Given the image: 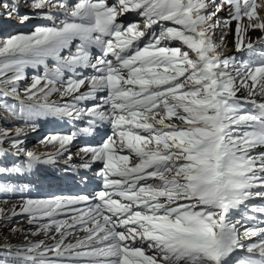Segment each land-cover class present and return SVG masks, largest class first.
Wrapping results in <instances>:
<instances>
[{
	"label": "snow or ice",
	"instance_id": "obj_1",
	"mask_svg": "<svg viewBox=\"0 0 264 264\" xmlns=\"http://www.w3.org/2000/svg\"><path fill=\"white\" fill-rule=\"evenodd\" d=\"M26 2L0 0L9 19L46 21L0 39V119L27 125L0 128V234L24 233L0 264H264V0ZM221 23L234 55L217 50ZM41 119L84 126L28 151ZM63 155L64 175L46 174ZM97 163L91 195H31L69 170L87 185Z\"/></svg>",
	"mask_w": 264,
	"mask_h": 264
},
{
	"label": "bare ground",
	"instance_id": "obj_2",
	"mask_svg": "<svg viewBox=\"0 0 264 264\" xmlns=\"http://www.w3.org/2000/svg\"><path fill=\"white\" fill-rule=\"evenodd\" d=\"M24 2H26V0H23ZM20 2H21V0H20ZM19 2V3H20ZM27 4H28V2H27ZM21 5V4H20ZM28 6H29V4H28ZM22 8L20 7V10H21ZM222 14H224L222 17H226V15H227V13L226 12H221ZM23 15V14H22ZM13 16H15V15H13ZM6 18V17H5ZM224 19V18H223ZM222 20V19H221ZM6 21V20H5ZM11 21V20H10ZM13 21V20H12ZM9 23V22H8ZM15 25V24H14ZM6 27V28H5ZM12 27H15L16 29H17V25H15V26H13V25H11V24H8V25H6V26H4V27H2V30H1V32L3 33V34H1L0 35V39H2V38H4V37H6V36H9V35H11L10 33H11V29H12ZM220 27V26H219ZM219 27L217 28V34L215 35V37L217 38V36H219L220 35V33H221V37L219 38V39H216L218 42H220L218 45H217V47H218V50L220 49V48H223V47H226L225 45H227V42H226V40H225V38H224V36L222 35V32H220V30H218L219 29ZM235 27V25L233 24V28ZM220 28H224L223 26H221ZM16 29H14V30H16ZM7 31H10L9 33H7ZM13 31V30H12ZM15 33V32H14ZM14 33H12V34H14ZM260 35H262L261 33H259V32H254V33H252V38L255 40L256 39V37L257 36H260ZM223 37V39H221ZM217 42V43H218ZM232 48V47H231ZM234 49V48H233ZM228 52V51H227ZM224 53L223 55H225V56H228V55H231V53H233L232 55H234L235 54V49L233 50V51H231V53H230V51L228 52V53ZM32 76V75H31ZM28 80V79H27ZM27 80H25V81H22L21 82V85H25V82L27 81ZM59 101H60V99H58ZM247 106V105H246ZM68 125H71V124H68ZM72 126V125H71ZM84 126V124L82 125V126H78V127H74V128H80V127H83ZM50 129H52V130H55V131H48V132H46L44 135H46V136H48L49 134H54V133H66V132H70L69 130L67 131V129H65V128H62V126H59V127H55V128H51L50 127ZM104 129H106V130H110L109 128H104ZM58 130V131H57ZM75 130V129H74ZM104 130H103V128L99 131V133H102ZM108 134H110V132L109 133H107L106 134V136L108 135ZM43 135V136H44ZM42 136V137H43ZM98 137V136H97ZM96 141V140H95ZM85 144H92V142L91 141H83L82 139H81V137H79L76 141H74L73 142V144H72V146H71V149H70V151H71V153L73 154V157H72V160L70 161V165H79L80 163H81V160H80V157L78 156V155H76L79 151H80V149H79V151H75V148L77 147V146H80L81 148L85 145ZM52 145V144H51ZM51 145H47V144H41V146H40V148H38V149H35L34 151H36V152H38V153H54V152H56V150L59 148V145L58 144H55L56 145V147L53 145V146H51ZM5 146H7V145H5ZM49 146H50V148H49ZM54 147V148H53ZM48 150V151H47ZM9 157H11V155H9L8 156V158ZM61 158L60 159H58V160H56V163L55 164H53V165H45V166H43V168L46 170V174H52V175H54L55 176V174L53 173L54 172V169L57 167V166H55L56 164L59 166V163H63V167H64V165H65V163H66V161H67V155H63V156H60ZM15 158V157H14ZM59 158V157H58ZM57 162H59V163H57ZM101 167V164L100 163H97L96 165H94V167H93V170L89 173V177H90V182L87 184V185H83V184H79L78 186L77 185H73L72 187H68V188H59L58 189V192H61V193H58V192H56V189H54V188H58L57 186H56V184L57 183H59V180H56V179H52V180H44L43 182H42V187H43V190H40L39 189V187H33V189L35 190V191H31V195L33 196V197H36V198H43V197H50V196H54V195H56V196H72V195H91V194H93L95 191H98L99 190V183H98V181H97V179L95 178V172L99 169ZM57 169H59V167L57 168ZM64 169V168H63ZM70 172H71V170H69ZM82 171V170H81ZM71 176V175H70ZM67 180H69V179H67ZM72 180V179H71ZM73 181V180H72ZM74 182H76V181H74ZM67 183H71L72 184V182H69V181H66V183L65 184H67ZM66 189V191H64ZM54 191H55V193H54ZM54 193V194H52V193ZM40 193H44L43 195L42 194H40ZM52 194V195H51ZM17 202V200H13L12 199V201L10 200L9 201V204H8V207H10V206H12V205H14L15 203ZM14 224H16L17 226H24V227H27L26 225H25V221H24V218L23 217H21V218H19V219H17L16 221H14L13 222ZM7 233L5 232V233H2V234H0V242H2L4 239H10L12 242H14V243H17V242H19V241H21V240H23V236H24V233H10V234H8V235H6ZM6 235V236H5ZM43 237H36L35 239H42ZM50 242V241H49Z\"/></svg>",
	"mask_w": 264,
	"mask_h": 264
},
{
	"label": "rangeland",
	"instance_id": "obj_3",
	"mask_svg": "<svg viewBox=\"0 0 264 264\" xmlns=\"http://www.w3.org/2000/svg\"><path fill=\"white\" fill-rule=\"evenodd\" d=\"M19 2H20V0H19ZM110 2H111V0H110ZM218 2H219V0H218ZM20 4H21V8L23 9L24 7H26L27 6V2H24L23 0H21V2H20ZM21 9V10H22ZM28 9L29 8H27V9H24V10H22L20 13H21V15L22 14H25L26 12H28ZM3 13H5V12H3ZM6 14V18L8 17L7 16V13H5ZM220 15V19H222L221 21H223V18H225V17H222L224 14H222V13H220L219 14ZM11 18H14V19H10V20H8L9 21V23L8 22H6L7 24H11V25H13V26H15V25H17L18 27H17V29L15 28V27H12V29H11V33L10 34H12V33H18V32H24V33H27V32H30L31 30H33V28L35 27V26H37V25H42V24H45L46 23V21L45 20H43L42 18H40V17H35V18H33L31 21H29V22H27V23H24V24H20L19 23V19H20V16H18V15H15V16H13V17H11ZM9 19V18H8ZM137 19H141V18H139V17H136L135 15H133V14H129V15H127V16H125V17H123V20H124V22L125 23H128V22H132V21H134V20H137ZM142 22V21H141ZM15 24V25H14ZM221 26H223V23H221L220 24V27ZM219 27V29L218 30H220V32H222V35L224 36V38H225V40H226V42H227V45H225L226 47H223V48H220L219 50H218V47H217V50H218V52H220L221 54H224V53H226L227 51L229 52L230 51V53H231V51H233L234 49V44H233V35L231 34V33H228L227 35L225 34V31H224V28L222 29V28H220ZM14 29H16V30H14ZM13 30V31H12ZM217 32V29H216V31H215V35L218 33H216ZM14 33V34H15ZM221 37V33H220V35L219 36H217V38L214 36V41H215V43L218 45L220 42H218L216 39H219ZM216 38V39H215ZM218 42V43H217ZM174 46H177V45H174ZM232 47V48H231ZM227 52V53H228ZM233 53H231V55H232ZM40 71H42V69H40ZM35 74H38V70H36V69H32V68H27L26 70H25V75L27 76V81L25 82V84H28V83H31V77L33 76V75H35ZM32 75V76H31ZM24 85H21V87H23ZM51 100H53V101H57V102H59V100L58 99H60V97L59 96H57V95H53L51 98H50ZM9 102H14V101H12L11 99L9 100ZM2 115H4L3 113H0V116H2ZM62 121H60L59 123H60V125H62L63 126V123H61ZM56 124V122H55V120H53V119H41L40 121H39V127L37 128V130H35V131H29V132H27V134H26V137H21L23 140H24V148L26 149V150H28V151H34L35 149H38V148H40V146H41V144H43V143H41V141L46 137V135H44L46 132H48V131H55V130H52V129H50V127H52V126H56L55 125ZM65 124V123H64ZM83 124L82 123H79V122H77L74 126L72 125V127H71V125H67V131L69 130V131H72V130H74V129H78V128H74V127H78V126H82ZM16 127H27V125L26 124H24L23 122H14V121H11V120H4V119H0V128H5V129H14V128H16ZM58 131V130H57ZM44 135V136H43ZM43 136V137H42ZM55 146L56 147V145L55 144H52L51 146ZM5 147H7V146H5ZM49 148H50V146H49ZM54 148V147H53ZM78 149V150H77ZM79 149H81V147L80 146H77L76 148H75V151L77 150V151H79ZM48 151V150H47ZM61 157H59V158H57V160L58 159H60ZM13 159H15L14 158V156H12L11 155V157H9V158H7V160L5 161V163H8L9 164V166H10V163H11V161L13 160ZM58 163V162H57ZM57 165V164H56ZM58 166V165H57ZM59 168H64L63 167V164H60L59 163V166H58ZM101 167H102V165H101ZM22 183H26L27 181H21ZM32 191H35L34 189H32ZM64 191H66V189L64 190ZM58 193H61V192H58ZM52 194H54V193H52ZM51 194V195H52ZM43 195V194H42ZM3 199H5V197L2 195V194H0V200H3ZM12 199L13 200H17L18 199V197H16V198H14V197H12V196H9L8 197V200L10 201H12ZM254 203H257V204H259L260 203V201H254ZM11 207V206H10ZM21 218V217H20ZM17 219H19V218H17ZM8 234H10V233H7L6 235H8ZM5 235V236H6ZM241 255H243V253H240Z\"/></svg>",
	"mask_w": 264,
	"mask_h": 264
}]
</instances>
